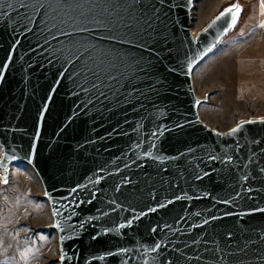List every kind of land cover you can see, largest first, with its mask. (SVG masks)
Returning a JSON list of instances; mask_svg holds the SVG:
<instances>
[{"label": "water", "instance_id": "water-1", "mask_svg": "<svg viewBox=\"0 0 264 264\" xmlns=\"http://www.w3.org/2000/svg\"><path fill=\"white\" fill-rule=\"evenodd\" d=\"M8 2L0 0V170L7 177L26 163L36 173L59 264H264V117L212 128L199 114L208 95L192 79L234 28L216 17L237 3L194 32V0ZM109 13L146 16L151 27L106 38L99 23ZM80 44L107 61L91 50L69 57Z\"/></svg>", "mask_w": 264, "mask_h": 264}, {"label": "rangeland", "instance_id": "rangeland-1", "mask_svg": "<svg viewBox=\"0 0 264 264\" xmlns=\"http://www.w3.org/2000/svg\"><path fill=\"white\" fill-rule=\"evenodd\" d=\"M233 3L241 8L239 22L192 75L195 93L208 95V102L199 106L200 117L220 131L244 119L264 117V67L255 64L247 39L249 21L261 13L257 0H194L191 27L199 31ZM51 222L32 167L13 164L7 177L0 170V264H59L57 233L42 229Z\"/></svg>", "mask_w": 264, "mask_h": 264}, {"label": "snow or ice", "instance_id": "snow-or-ice-1", "mask_svg": "<svg viewBox=\"0 0 264 264\" xmlns=\"http://www.w3.org/2000/svg\"><path fill=\"white\" fill-rule=\"evenodd\" d=\"M6 7L8 9H11L13 7V3L12 0H9V2L7 3ZM261 8L264 9V2H262L261 4ZM241 12V8L238 4H233L231 7L226 8L223 12L220 13L219 16L216 17L217 20H220L222 17L225 16H230V20L227 24V27L224 29L225 32H227L229 29H231L232 27H234L237 23V19L239 17V14ZM7 13H0V15H6ZM60 23H63V21H60ZM141 24H143L144 28L146 29H150L151 27V21L145 16L144 20L141 21L139 16L134 15L132 13H129L127 17H120L117 16V18L113 19L111 17V14L109 13L108 16L104 17V19L102 21H100L99 23V28L104 29L106 31H108V36L106 38L109 39H115L117 34H121L123 35V37H128V36H135L141 26ZM109 26H111L109 28ZM262 27H264V25H261ZM53 28H56L58 32H60V34L62 35H70L71 33L68 32H62L60 31V29L57 27L56 24H52ZM79 31H89V29L87 27L78 29ZM75 31V30H74ZM131 42V41H129ZM80 50H84V51H88L91 50V56L96 57L97 59H99L100 57H103L104 60L102 62H106L108 59V55L109 53L105 52L103 49H100L96 46H90L88 44H80L78 47L76 48H69L68 49V55L69 57H75V53H77ZM208 51H211V49H209ZM8 68V63H5L2 68H0V78L3 77V70ZM102 71H106L105 68L102 69ZM95 86V85H94ZM199 103V102H198ZM247 123H252V121H247ZM241 127V125H238L236 128L231 129L232 133H235L239 130V128ZM153 136L157 135L156 132L152 133ZM157 145L155 143H153L151 145V147L155 148ZM12 159H15V156L11 157ZM154 158H158V157H154ZM214 159V157H213ZM229 159H231V157H229ZM260 172L264 173V168H260ZM205 175H207V173H205ZM201 177L198 175L197 179H200ZM5 183H7V181H4ZM97 183H99V181H96ZM72 191H75V189H73ZM181 197L177 196L176 199H180ZM172 201H168V203H171ZM160 208L165 207L164 204H160L159 205ZM259 211H264V209H258ZM149 211L151 212H155L157 211V208L152 207L149 209ZM55 215V213H54ZM138 218V217H136ZM214 219V217H213ZM132 220H128L127 224L130 226L132 224ZM209 221L207 219L204 220V223L207 224ZM83 226V225H81ZM167 226V225H166ZM69 228H71L72 226L69 225ZM125 227V224L121 223L119 225V228L122 229ZM104 231H110L109 229H105ZM153 231H155V229H153ZM99 235V233L97 234V236ZM97 236H93L92 238L95 240L97 239ZM229 236H231V233H229ZM195 242V241H194ZM161 245L159 243H156L154 247H152L150 249V251L152 252H156L157 249H160ZM121 251H128L127 249H121ZM237 253L242 255L243 257H246L247 255V247L245 246H238L237 247ZM112 254V253H109ZM63 258V257H62ZM103 258V257H101ZM152 260L154 262H157L158 264V257H152ZM259 261H264V255H261L258 257ZM145 264H148V262L146 261ZM239 264H243V259H241L239 261Z\"/></svg>", "mask_w": 264, "mask_h": 264}, {"label": "crops", "instance_id": "crops-1", "mask_svg": "<svg viewBox=\"0 0 264 264\" xmlns=\"http://www.w3.org/2000/svg\"><path fill=\"white\" fill-rule=\"evenodd\" d=\"M264 0H257V4L261 10L258 18L256 20H251L248 23L249 32H247L248 43H250V48L253 50V60L258 65H263L264 67V9L261 8V4ZM258 51V54L255 53ZM262 59V63L261 60ZM256 64V65H257Z\"/></svg>", "mask_w": 264, "mask_h": 264}, {"label": "bare ground", "instance_id": "bare-ground-1", "mask_svg": "<svg viewBox=\"0 0 264 264\" xmlns=\"http://www.w3.org/2000/svg\"><path fill=\"white\" fill-rule=\"evenodd\" d=\"M10 168V167H9ZM58 237V236H57Z\"/></svg>", "mask_w": 264, "mask_h": 264}]
</instances>
